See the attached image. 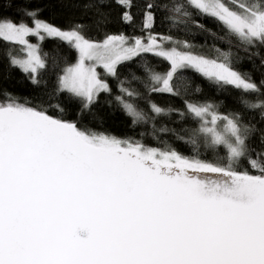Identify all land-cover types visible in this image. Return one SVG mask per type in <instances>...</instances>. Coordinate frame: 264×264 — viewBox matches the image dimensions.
I'll return each instance as SVG.
<instances>
[{
	"label": "snow or ice",
	"instance_id": "snow-or-ice-1",
	"mask_svg": "<svg viewBox=\"0 0 264 264\" xmlns=\"http://www.w3.org/2000/svg\"><path fill=\"white\" fill-rule=\"evenodd\" d=\"M111 2L126 24L140 15L144 35L104 32L93 39L85 24L58 26L40 18L39 8H21L18 20L0 16L9 67L44 86L23 102L0 92V264H264V127L208 100L184 99L181 110L150 99L180 97L187 88L181 73L193 70L217 89L255 94L238 102L258 111L264 124V79L257 83L236 70L230 51L213 45L211 55L189 40L153 32L157 11L170 10L165 18L173 27L191 22L216 40L255 49L248 58L260 57L264 68V0H174L170 9L147 0L137 13L134 0H85L98 31L111 22ZM197 17L214 20L224 35ZM47 41L55 43L45 51ZM60 45L75 53L74 62ZM149 55L167 62V71L142 59ZM137 59L144 77L129 72L144 92L119 79L118 68ZM109 77L118 80L114 100L133 126L152 121L155 128L156 117L172 113L194 121L179 131L159 129L191 145V155L167 141L154 147L85 123L95 117L100 95L112 94ZM65 96L76 103L74 112Z\"/></svg>",
	"mask_w": 264,
	"mask_h": 264
},
{
	"label": "trees",
	"instance_id": "trees-1",
	"mask_svg": "<svg viewBox=\"0 0 264 264\" xmlns=\"http://www.w3.org/2000/svg\"><path fill=\"white\" fill-rule=\"evenodd\" d=\"M155 3L161 5L168 4L169 9L174 0H154ZM85 0H0V16L11 17L13 19H20L21 8L36 9L39 8L40 18L45 19L51 23H54L61 27H67L70 23H82L87 27L85 34L93 39H102L104 32L111 33H124L129 36H140L144 33L140 30V20L142 17L136 15L134 17V24H126L119 18L121 9H119L114 2L110 3L112 11L110 20L106 27H102L99 31L94 24L95 10H91L87 13L84 12L83 5ZM136 7L132 9L133 13L142 12L144 5L147 0H134ZM108 11L109 8L102 9ZM173 13L170 10L161 8L157 11L156 24L153 28V32L171 34L179 40H189L191 43L202 46L206 52H210L211 55H215L211 52L212 46L220 48L223 51H230L232 59L234 61V67L236 70L241 72L251 73L252 79L259 83L261 79H264V68H260V57L253 56L249 59V53L255 51L250 49L246 52L242 47L236 45L233 42L231 45L227 43V40L221 42L216 40L207 31H201L195 28L189 22V27L185 28L184 25L172 26L170 20L165 17L171 16ZM199 23L204 24L207 29L216 32L218 35H224L220 25L214 20L209 18H199ZM171 29V30H170ZM55 42L47 41L44 44V50L47 51L53 47ZM7 45L0 42V92L8 91L21 98V102L26 98L32 100L38 96L44 90V86L39 87L33 85L23 73L18 69L10 68L8 61L3 56V49ZM64 53L68 56L69 62H74L75 53L68 50L66 46L60 45ZM261 57H264V50H261ZM142 59L148 60L150 66L154 67L155 71L165 72L169 65L163 60L152 57L151 55L145 56ZM141 63L140 59H137L131 63H126L118 68L119 79L126 80L125 87H129L135 90L144 92V89L140 82L132 80V76L129 72H134L137 76L144 77L143 69L139 67ZM253 64L256 67H253ZM98 71L103 72L102 69ZM182 76L187 78L186 81V92L185 88L181 87V96H172L168 94H153L150 99L156 102L159 106L164 108H179L184 110V99L198 100V101H212L220 105V112L228 111H239L243 114L246 121L251 120L256 123L259 127H264V124L260 123L258 111H248L243 108L238 102L241 96H245L247 99H255V94H244L234 88L228 87L225 89H217L215 85L209 83L201 75L193 70H186L181 73ZM108 82L112 87V94L108 95L102 93L99 97V102L93 108L95 117L89 115L85 119V123H88L90 127L96 128L100 131H108L117 136H128L133 137L137 140H143L144 143L154 146L162 147V142L167 141L169 144L177 148L185 155H191V145L185 144L182 141H178L175 135L169 132H160L161 127H167L169 129H177L178 131L182 128L195 127L196 123L190 118H186L181 121V118L176 114L172 113L170 116H159L155 119V128L153 122L149 121L147 124L139 123L133 126L132 118L128 116L123 109L116 103L114 97L119 95L117 88L118 80L116 78H108ZM199 87L200 91L196 92V88ZM264 91V89H262ZM64 101L68 107L69 112H74L77 109V105L73 101L67 100L65 96ZM108 101H112L111 104ZM140 108L152 115L148 109L147 104L143 100L136 101ZM143 134V136L141 135ZM181 134H183L181 132ZM220 155H223V149L219 150ZM213 153L211 150L207 153V158L211 159Z\"/></svg>",
	"mask_w": 264,
	"mask_h": 264
}]
</instances>
